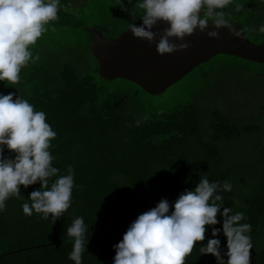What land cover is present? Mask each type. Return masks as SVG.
Here are the masks:
<instances>
[{"label": "trees", "instance_id": "16d2710c", "mask_svg": "<svg viewBox=\"0 0 264 264\" xmlns=\"http://www.w3.org/2000/svg\"><path fill=\"white\" fill-rule=\"evenodd\" d=\"M136 2L59 0L58 19L46 25L49 30L30 46L33 59L21 69L20 82L0 81V94L15 93L46 114V122L57 133L49 148L53 166L62 176L71 165L75 185L71 207L55 223L34 211L31 216L23 213L22 204L31 203L29 195L40 183L20 186L23 199L10 197L0 211V264H74L69 259L74 238L67 235V227L76 217H83L88 229L82 264H114L113 246L138 215L161 199L174 202L203 177L231 183V191L219 193L223 205L233 214H244L240 223L251 225L250 264H264V144L240 150L239 162L230 155L233 141L264 129L256 120L264 122V107L259 116L233 115L201 96L202 87L173 107L159 108L145 99L153 94L141 89L145 92L141 99L136 92L127 89L123 93L104 79L91 52L88 11L103 16L104 21L95 27L113 38L140 20L142 10L135 7ZM238 5L242 6L239 10ZM80 7L83 14H79ZM223 11L226 19L243 24L253 42L264 39L259 31L264 25V0H232ZM233 58L264 68V63ZM219 67L212 65L203 74ZM4 155L15 157L7 148ZM56 178L49 180V186ZM217 219V225L206 226L205 241L197 242L185 264H217L213 255L200 252L213 238L212 228H222L219 214ZM216 238L226 252L223 232Z\"/></svg>", "mask_w": 264, "mask_h": 264}, {"label": "clouds", "instance_id": "9594fccd", "mask_svg": "<svg viewBox=\"0 0 264 264\" xmlns=\"http://www.w3.org/2000/svg\"><path fill=\"white\" fill-rule=\"evenodd\" d=\"M231 3L232 0H137L135 7L142 10V24L130 23L128 29L134 37L149 43L156 42L159 36L156 50L160 55L187 49L190 44L184 42L185 37L196 29L205 31L209 24L240 37V31L223 11ZM59 7V0H0V81L13 85L20 82L21 69L33 59L30 46L49 30L46 25L58 19ZM160 23L167 25L162 34L153 31ZM259 31L264 33V25ZM207 35L220 39L217 31ZM170 38L181 42L174 43ZM56 135L43 111L34 110L32 104L15 93L0 94V211L5 210L10 197L23 199L21 185L27 188L38 182L41 187L30 193L31 203L22 204L25 215L31 216L34 211L42 214V219L51 217L55 223L71 207L74 169L69 165L67 174L60 176L59 169L53 166L49 148ZM5 147L15 153L14 158L4 155ZM53 177L57 178L49 186ZM231 189L228 181L210 182L203 177L193 190L186 189L174 202L161 199L154 208L138 215L122 240L113 246L114 264H185L197 242L205 241L206 226L220 223L218 214L223 219L222 228H212L213 238L200 247L201 254L213 255L217 264H250L251 225L240 223L244 214H233L231 208L224 207L219 194ZM221 231L227 241L226 252L216 238ZM87 232L83 217H76L67 227V235L74 238L69 255L74 264H82Z\"/></svg>", "mask_w": 264, "mask_h": 264}, {"label": "water", "instance_id": "95a60500", "mask_svg": "<svg viewBox=\"0 0 264 264\" xmlns=\"http://www.w3.org/2000/svg\"><path fill=\"white\" fill-rule=\"evenodd\" d=\"M203 18V17H201ZM240 31V37L230 35L228 29H216L211 24L205 31L196 29L193 35L185 37L190 47L171 54H158L156 42L134 37L130 29H125L113 38L107 37L96 27H86L93 34L91 52L99 64L100 75L108 80L125 79L147 93L162 94L199 65L217 55H230L256 63H264V39L253 42L246 34L243 24L229 20ZM137 26L142 20L135 22ZM167 25L160 23L153 31L162 34ZM209 31H217L220 39L210 38ZM179 44L181 41L170 38Z\"/></svg>", "mask_w": 264, "mask_h": 264}, {"label": "rangeland", "instance_id": "374dc122", "mask_svg": "<svg viewBox=\"0 0 264 264\" xmlns=\"http://www.w3.org/2000/svg\"><path fill=\"white\" fill-rule=\"evenodd\" d=\"M107 2H110V0H107ZM91 11L92 9L88 11V15L91 17L87 18V27H95L98 25L97 22L102 23L104 21L102 15L93 14V16L91 15ZM79 14H83L81 7L79 8ZM77 31L81 36L82 33L79 30ZM81 38L83 39L84 36ZM212 65H220V67L214 73L203 74ZM260 71L263 72L262 75L259 74ZM202 74L206 75V79L202 77ZM111 82L121 88L123 93L129 89L128 91L139 94L141 99L145 96V92L141 90L142 88L139 86L138 88L136 84L130 81L115 79ZM202 87L205 89L201 96L210 98L212 103L221 105L225 111L233 115L246 113L251 116L253 114L259 116L262 106L264 107V68L254 63L240 62L230 55H217L213 57L212 60L203 66L196 67L181 81L168 87L162 94L151 95L149 97L146 95L145 99H149L153 106L159 108L173 107L178 102L187 98L192 91L196 90L195 93H197ZM258 104L259 106L255 108ZM256 120L259 126L264 128V122H261V118H256ZM239 122L242 123L243 120L239 118ZM241 137L243 138L242 141L238 139L232 142L230 150L231 158L237 162L241 160L240 150H243L245 147L247 148V146L250 147V145L254 148L257 143L264 144V129L255 130Z\"/></svg>", "mask_w": 264, "mask_h": 264}]
</instances>
